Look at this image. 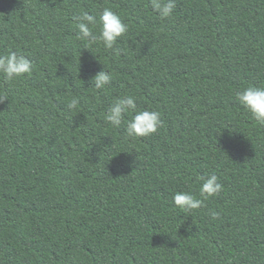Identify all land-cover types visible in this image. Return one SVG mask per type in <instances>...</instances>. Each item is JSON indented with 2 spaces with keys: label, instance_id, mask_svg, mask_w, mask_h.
Returning a JSON list of instances; mask_svg holds the SVG:
<instances>
[{
  "label": "trees",
  "instance_id": "16d2710c",
  "mask_svg": "<svg viewBox=\"0 0 264 264\" xmlns=\"http://www.w3.org/2000/svg\"><path fill=\"white\" fill-rule=\"evenodd\" d=\"M105 7L129 26L119 52L78 39L76 17ZM9 51L34 68L0 74V264H264V125L235 98L264 86V0H177L166 19L150 0H0ZM128 94L161 113L156 133L104 119ZM211 173L218 196L173 205Z\"/></svg>",
  "mask_w": 264,
  "mask_h": 264
},
{
  "label": "clouds",
  "instance_id": "9594fccd",
  "mask_svg": "<svg viewBox=\"0 0 264 264\" xmlns=\"http://www.w3.org/2000/svg\"><path fill=\"white\" fill-rule=\"evenodd\" d=\"M177 0H150L151 8L161 19L170 18L174 14ZM78 28V39L95 42L99 40L105 49L116 52L114 48L117 41L128 31V25L123 22L121 16L110 7L103 8L99 19L89 12H82L76 17ZM99 27V36L94 29ZM88 48V47H86ZM89 49V48H88ZM90 50V49H89ZM33 61L27 55L16 51H9L0 55V74L5 80L13 81L33 71ZM113 80V74L101 69L90 77V83L96 90H104ZM236 100L242 105L259 124L264 125V86L249 85L235 94ZM7 97L0 95V103ZM79 103L73 98L68 103V108H75ZM129 116L126 124V134L130 138L147 137L162 127L161 113L158 110H138L134 95L128 94L118 97L104 113V119L113 127H119ZM199 198L191 191H176L173 193V205L184 213H191L204 206V202L211 197L218 196L223 190L219 177L215 173L202 175ZM209 216L216 220L219 218L218 211L210 210Z\"/></svg>",
  "mask_w": 264,
  "mask_h": 264
}]
</instances>
